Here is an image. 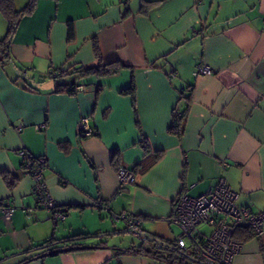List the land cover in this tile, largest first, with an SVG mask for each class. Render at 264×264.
Returning <instances> with one entry per match:
<instances>
[{"label":"crops","instance_id":"1","mask_svg":"<svg viewBox=\"0 0 264 264\" xmlns=\"http://www.w3.org/2000/svg\"><path fill=\"white\" fill-rule=\"evenodd\" d=\"M143 1L35 0L20 16L0 57V202L14 207L10 219L0 210V264H173L134 252L139 239L112 213L139 217L166 244L149 247L177 249L174 198L220 177L239 206L264 212V0H147L158 3L146 12ZM6 31L0 11V39ZM95 44L100 61L124 66L51 76L96 65ZM203 65L211 73L195 74ZM70 83L82 88L55 89ZM83 117L91 136H78ZM21 149L45 159L42 178L64 218L39 205ZM118 166L133 170V183L119 187ZM3 172L17 176L12 187ZM76 233L88 234L81 245L37 248ZM232 264H264V233L241 241Z\"/></svg>","mask_w":264,"mask_h":264},{"label":"built area","instance_id":"2","mask_svg":"<svg viewBox=\"0 0 264 264\" xmlns=\"http://www.w3.org/2000/svg\"><path fill=\"white\" fill-rule=\"evenodd\" d=\"M207 65L200 66L195 74H210ZM52 74V73H51ZM82 85L76 86L80 90ZM79 137H87L95 132L89 126L88 117L78 123ZM25 170L34 179V193L40 206L51 211V218H64L65 208L57 206L42 178V169L46 161L41 156L27 154L19 150ZM33 159L36 160L33 163ZM116 175L119 187H124L135 180V173L125 166H118ZM239 193L231 189L227 181L220 177L214 186H208L200 193L182 190L173 201V209L168 220L180 229L176 238V247L182 253L189 254L190 264H232L239 252L241 241L234 239L237 227H248L253 236L264 233V212L255 213L248 207L237 204ZM0 210L7 219L12 217L14 207L10 202H0ZM124 219L128 231L138 238L144 247H149V236L141 229L140 219L128 212L112 213V220ZM208 226L209 230L202 228Z\"/></svg>","mask_w":264,"mask_h":264},{"label":"trees","instance_id":"3","mask_svg":"<svg viewBox=\"0 0 264 264\" xmlns=\"http://www.w3.org/2000/svg\"><path fill=\"white\" fill-rule=\"evenodd\" d=\"M158 1H143V11L146 12L150 5L156 4ZM35 0H28L26 5L21 8L17 9L14 3V0H0V11L3 13L7 20V31L3 38L0 39V57L1 59H5L8 57V44L9 40L11 38L12 33L17 27L19 18L24 13H27L31 11L34 7ZM73 34L72 31V25H68V37L71 38ZM94 51L95 55L98 58V63L93 66H84V65H77L74 66L71 71L68 70H60V72L54 75L51 74V76L56 77L61 74H72L77 73L78 78H82L89 75H95V76H107L117 73L124 65L118 61H113L109 63H104L100 61L99 58V49L97 44L94 45ZM59 69V68H58ZM76 84L70 83V84H57L55 89L56 91H67V92H75ZM133 89V83L130 84L128 91H132ZM185 99L188 101L189 97L185 96ZM187 111V104L186 107L182 110L177 109L174 113L173 118V124L171 126V130L174 133H179L181 130L183 117L185 115V112ZM117 152L112 151L111 157L115 158ZM36 160L33 159V163H35ZM22 168L25 172L24 163L22 162ZM118 168V167H117ZM3 178L7 183V186L12 187L17 180V176L15 175H8L7 173L3 172ZM67 209V207H66ZM88 234L84 233H76L72 234L71 236L62 239V240H56L54 238H49L44 240L40 245L37 246V248H46L47 251H52L55 248H47L50 245H55L62 242H68L67 245H81V241L87 237ZM252 231L248 227H237L236 230L233 233L234 239H237L239 241H245L252 237ZM53 247V246H52ZM131 249H133L134 252L145 254V255H151L154 257H158L161 260L167 261L169 263L173 264H190V261L187 260V257L182 255V252L176 249L175 247L171 248L170 250L161 252L160 249H157L154 245L151 247H144L142 243L139 241V243L135 246H133Z\"/></svg>","mask_w":264,"mask_h":264},{"label":"water","instance_id":"4","mask_svg":"<svg viewBox=\"0 0 264 264\" xmlns=\"http://www.w3.org/2000/svg\"><path fill=\"white\" fill-rule=\"evenodd\" d=\"M149 240H150V241H156V243H157V247H160L161 245H166L165 243L160 244V241L157 240V239H155L153 236H149Z\"/></svg>","mask_w":264,"mask_h":264},{"label":"rangeland","instance_id":"5","mask_svg":"<svg viewBox=\"0 0 264 264\" xmlns=\"http://www.w3.org/2000/svg\"><path fill=\"white\" fill-rule=\"evenodd\" d=\"M205 227H206V228H205ZM205 227H204V228H202V229H203V230H204V229H205V230H206V229H209V228H207L208 226H205ZM134 238H135V237H134ZM134 238H133V239H134ZM137 239H138V238H137Z\"/></svg>","mask_w":264,"mask_h":264}]
</instances>
